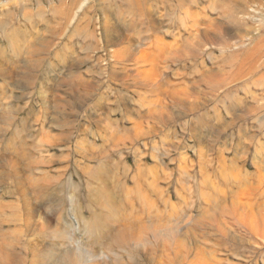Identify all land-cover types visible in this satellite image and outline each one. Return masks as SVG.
I'll use <instances>...</instances> for the list:
<instances>
[{
	"label": "rangeland",
	"instance_id": "obj_1",
	"mask_svg": "<svg viewBox=\"0 0 264 264\" xmlns=\"http://www.w3.org/2000/svg\"><path fill=\"white\" fill-rule=\"evenodd\" d=\"M136 2L0 0V247L20 264H264L230 207L264 206V0Z\"/></svg>",
	"mask_w": 264,
	"mask_h": 264
},
{
	"label": "bare ground",
	"instance_id": "obj_2",
	"mask_svg": "<svg viewBox=\"0 0 264 264\" xmlns=\"http://www.w3.org/2000/svg\"><path fill=\"white\" fill-rule=\"evenodd\" d=\"M130 2H132V1H130ZM136 3H138V0H137V2ZM139 5H140V3H139ZM23 14H26V13H23ZM23 16V15H22ZM25 16L26 15H24L23 17L25 18ZM4 25H6V24H4V23H0V28H2ZM110 26V25H109ZM11 27V26H10ZM7 28V27H6ZM11 29V28H10ZM2 29H0V31H1ZM3 32V31H2ZM121 34V33H120ZM113 36H115V35H113ZM119 36V35H118ZM116 37V36H115ZM248 37V36H247ZM16 38V37H15ZM19 38H21V37H19L18 36V38H16L17 40L19 39ZM114 38V37H113ZM9 39V38H8ZM7 39V40H8ZM15 39V40H16ZM6 40V41H7ZM12 40V39H11ZM14 40V39H13ZM8 41H10V40H8ZM20 41V40H19ZM19 41H16V42H19ZM22 41V40H21ZM107 42V41H106ZM118 42H119V39L118 38H114L113 40H108V43H114V44H118ZM14 43V42H13ZM8 44V43H7ZM25 44V43H24ZM35 45V44H34ZM109 45V44H108ZM11 46H12V48H13V50L15 51V57H23V55L26 53V52H24L23 50H19V49H17L16 47H14L12 44H11ZM23 46V45H22ZM30 46H31V44H30ZM29 46V47H30ZM28 47V48H29ZM38 47H40V46H38ZM25 48V47H24ZM27 48V47H26ZM36 48V47H35ZM42 48V47H41ZM40 48V49H41ZM30 49H32V48H30ZM29 49V52L31 51ZM28 50V49H27ZM26 50V51H27ZM185 50V49H184ZM37 51H38V49H37ZM34 52V51H33ZM39 52H40V50H39ZM38 53V52H37ZM31 54V53H30ZM128 54H130V53H128ZM173 54V53H172ZM33 55V54H32ZM182 55V54H181ZM4 57V54H3V51L0 49V57ZM25 57V56H24ZM120 57V56H119ZM123 57V56H122ZM125 57V56H124ZM17 59V58H16ZM20 59V58H19ZM18 59V60H19ZM2 61L4 60V59H1ZM25 60V59H24ZM260 61V60H259ZM25 62V61H24ZM28 62V61H27ZM1 64H0V70H2L4 73H7L8 75H9V72L10 71H8V70H5V69H3L2 68V63L3 62H0ZM36 63V62H35ZM259 63V62H258ZM7 64V63H6ZM24 65V64H23ZM3 67H4V65H3ZM6 67V66H5ZM24 67H26V65L24 66ZM39 67V65L36 63L35 65H33V66H31V68H29V69H31V71H34V70H36L37 68ZM1 71V72H2ZM16 71V70H15ZM19 71V70H18ZM1 72H0V74H1ZM147 73V72H146ZM149 73V72H148ZM29 74H31V73H29ZM144 74V73H143ZM27 75H28V73H27ZM10 76V75H9ZM13 76V75H12ZM33 76V75H32ZM149 76H150V74H149ZM2 77V76H1ZM19 77V76H18ZM143 77V76H142ZM3 78V77H2ZM7 78V77H6ZM15 78H17V77H15ZM66 78V77H65ZM8 80H9V78H8ZM27 80H28V78H27ZM35 80V79H34ZM7 81V80H6ZM27 85H28V83H27ZM16 88V87H15ZM5 92V91H4ZM6 93V92H5ZM174 94V93H173ZM175 98V97H174ZM156 103V102H155ZM157 105V104H156ZM160 108V107H159ZM161 109V108H160ZM4 114V113H3ZM152 115V114H151ZM7 115H5V117H6ZM8 117V116H7ZM1 119V118H0ZM7 120V119H6ZM1 121H3V120H1ZM135 121V120H134ZM4 122V121H3ZM8 124H9V122H8ZM7 124V125H8ZM1 125H3L2 123H1ZM6 126V125H5ZM6 128H7V126H6ZM6 128H4V129H6ZM10 128V127H9ZM0 130H2V129H0ZM3 131V130H2ZM4 135V134H3ZM67 136V135H66ZM60 137H58V139H59ZM69 139V138H68ZM62 141V140H61ZM66 141V140H65ZM57 143V142H56ZM55 143V144H56ZM206 144V143H205ZM5 162V161H4ZM7 162H8V160H7ZM6 162V163H7ZM11 162V161H10ZM12 163H14V162H12ZM12 163L10 164V165H12ZM17 164V163H16ZM7 165H8V163H7ZM6 165V166H7ZM16 166V165H15ZM16 168V167H15ZM19 168V167H18ZM264 171V170H263ZM94 174V173H93ZM263 185V184H262ZM24 188V187H23ZM23 188H21V190L23 189ZM24 190V189H23ZM22 192H20V194H21ZM28 194V193H27ZM24 196V195H23ZM24 197H26V196H24ZM29 200V199H28ZM147 200V199H146ZM31 202V201H30ZM29 203V202H28ZM231 203V202H230ZM263 205V204H262ZM24 206V205H23ZM116 206V205H115ZM230 207H234L233 208V211L232 212H236L238 209L239 210H242L243 212H244V214L242 215V213H241V215L242 216H239L238 215V218L239 217H241L240 219H242L241 221H245V222H247L249 225H250V227H251V229H252V232L253 233H255L256 235H258V236H260L261 237V239H264V206H260V208L258 209V210H256V212H254V211H251V212H249L248 210H246L242 205H239V202H238V204H234L233 206H230ZM252 207V206H251ZM31 208V207H30ZM32 208H34V207H32ZM31 208V209H32ZM36 208V207H35ZM35 208H34V210H35ZM144 208H146V207H144ZM215 208V207H214ZM254 209H256V208H254ZM33 210V211H34ZM228 210V209H227ZM238 210V211H239ZM250 210H251V208H250ZM26 211V210H25ZM28 211V210H27ZM30 212H32V211H30ZM237 213V212H236ZM235 213V214H236ZM239 214V213H238ZM206 215V214H205ZM222 209L219 207V208H216L214 211H212V212H210L208 215H207V219H208V221H210L211 223H213L214 225H216L219 229H223L222 228V223H224L223 222V220H222ZM31 218V217H30ZM236 218H237V216H236ZM28 220H30V219H28ZM31 220H32V218H31ZM202 222V221H201ZM179 223V222H178ZM123 225V224H122ZM121 225V226H122ZM121 226H119L120 228H118L117 230H116V232L114 233V239L115 240H117V242L119 241V242H125L126 240H130L132 237H134V238H139V239H143V235H140V232L141 231H139V229H140V227H139V229L138 230H136L135 228H130V227H127V226H123V227H121ZM132 226V225H131ZM148 226V225H147ZM182 226V225H181ZM224 226V225H223ZM38 227V226H37ZM183 227V226H182ZM55 228V227H54ZM142 228V227H141ZM150 230H151V232H152V235L153 236H155L157 239H159L160 241H163L164 243H166L167 241H170V240H175L176 238H177V236H178V232H177V230L175 229V226H173V225H162V224H157V223H155V224H153V225H150ZM145 229V228H144ZM226 229V228H225ZM56 231V230H55ZM251 231V230H250ZM223 232V231H222ZM139 235V236H138ZM111 239H113V238H111ZM158 240V241H159ZM181 240V239H180ZM183 241V240H182ZM264 241V240H263ZM128 243V242H127ZM119 244V243H118ZM180 244V243H179ZM161 245V244H160ZM1 246V245H0ZM181 248H185V249H187V246L188 245H186V242L185 241H183V242H181ZM170 247V246H169ZM40 248V247H39ZM162 248V247H161ZM160 248V249H161ZM162 250V249H161ZM165 250V249H164ZM196 255V254H195ZM41 256V255H40ZM37 258V257H36ZM24 258H23V256L22 257H19V256H17V255H15L14 253H12L11 251H8V250H5V249H3L2 247H0V264H17V263H22L24 260H23ZM37 261V260H36ZM209 261V260H208ZM27 262V261H26ZM195 262V261H194ZM204 262V261H203ZM26 264V263H25ZM195 264V263H194ZM204 264V263H203Z\"/></svg>",
	"mask_w": 264,
	"mask_h": 264
}]
</instances>
